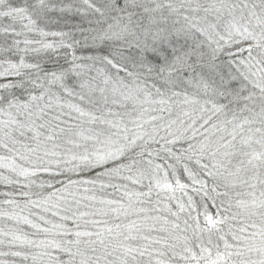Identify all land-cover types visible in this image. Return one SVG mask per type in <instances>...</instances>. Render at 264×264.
Wrapping results in <instances>:
<instances>
[{
	"label": "snow or ice",
	"instance_id": "snow-or-ice-1",
	"mask_svg": "<svg viewBox=\"0 0 264 264\" xmlns=\"http://www.w3.org/2000/svg\"><path fill=\"white\" fill-rule=\"evenodd\" d=\"M0 264H264V0H0Z\"/></svg>",
	"mask_w": 264,
	"mask_h": 264
}]
</instances>
